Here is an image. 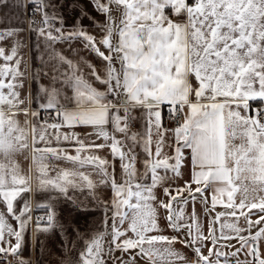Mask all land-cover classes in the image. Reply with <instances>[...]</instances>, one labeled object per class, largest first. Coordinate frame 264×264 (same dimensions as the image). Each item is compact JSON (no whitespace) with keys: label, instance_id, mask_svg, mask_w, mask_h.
<instances>
[{"label":"snow or ice","instance_id":"obj_1","mask_svg":"<svg viewBox=\"0 0 264 264\" xmlns=\"http://www.w3.org/2000/svg\"><path fill=\"white\" fill-rule=\"evenodd\" d=\"M89 3L103 23L74 0L66 28L65 4L0 0V264H34L40 233L67 248L61 199L101 213L61 264H264V0Z\"/></svg>","mask_w":264,"mask_h":264},{"label":"crops","instance_id":"obj_2","mask_svg":"<svg viewBox=\"0 0 264 264\" xmlns=\"http://www.w3.org/2000/svg\"><path fill=\"white\" fill-rule=\"evenodd\" d=\"M53 2L56 4L66 5L65 9H61V11L64 12L66 17V25H65L66 28L70 27L72 23H75V13L72 11L71 8L67 7V5L72 4L74 0H53ZM77 2L84 8L86 12L89 13V15L95 17L98 23H103L104 17L92 11V7L91 4L89 3V0H77ZM20 19L23 21L22 26L25 28V31L22 33L23 38L25 40H28L29 38L34 39L35 34L29 33L27 31L26 16L21 17ZM81 23L85 27H87L90 32L99 35L98 28L96 27V25L93 24L91 20L87 18H82ZM5 47L7 46L5 45ZM72 49H76L78 51H72ZM57 50L61 51L65 56L73 59L74 62L81 61V58H83L84 61L94 64L101 71L103 70V64L100 61V59L96 57L94 54L85 50L79 42H73L71 46H69L68 44H58ZM25 59H27V55H25ZM39 66L40 65L38 62H34L32 64V69L35 70ZM81 69L82 71H84L87 77L89 73L86 64L81 63ZM41 82L44 84L49 83L48 79H43ZM25 91H27V89ZM70 94L71 92L69 91V95ZM45 114L47 113H42V116H44ZM21 119L23 118L21 117ZM142 125H143V121L142 120L138 121L136 126L133 128V131L143 130ZM77 131H79L81 135L84 134V130L82 129H77ZM42 146L43 145H41V147ZM65 146L69 147L70 149L72 148V146L70 145H65ZM71 154H75L74 150L71 151ZM99 154L101 156L106 155L107 149H105L103 152H100ZM28 155H29L28 160H25L23 156L18 158L21 167L24 168L25 170L29 169L30 167H33L30 154ZM60 166L64 167L65 164H61ZM190 174H191V168L189 165L188 169H186L184 178H189ZM101 194L103 196H110V191L105 189L102 191ZM208 195L210 199L211 190L209 191ZM30 198H31V194H30ZM34 199L37 202H44L46 201L47 197L46 195L39 194L36 197H34ZM81 199L83 198L81 197ZM55 209L57 213V219L59 220L60 223H62L65 226L66 229V233L63 234V238L69 241L67 244V248H65L63 245L62 234L60 233L59 230H54L53 232L47 234L40 233L35 248H33L32 244L29 242L26 244L23 253L24 257L31 258L34 264L37 261V259H39L40 264H61V261L65 259L66 251L73 249V242H75L76 245L75 252L73 253L75 255L83 246L84 240H86L93 232H95L100 227L101 213L99 211L93 212L90 215H85L79 212L75 206L65 202L63 199L55 202ZM217 210L223 211L222 206L218 205ZM46 215L47 212L45 209L33 210V217L36 216L46 217ZM32 227H35V225L33 224ZM217 228L219 229V224L217 225ZM76 229L79 230V235L77 234ZM29 235H31V232H29ZM39 242H43L44 245L43 250H41ZM177 247H179V245H177Z\"/></svg>","mask_w":264,"mask_h":264},{"label":"built area","instance_id":"obj_3","mask_svg":"<svg viewBox=\"0 0 264 264\" xmlns=\"http://www.w3.org/2000/svg\"><path fill=\"white\" fill-rule=\"evenodd\" d=\"M28 13L29 14L31 13V8L28 9ZM28 18H30V17L26 15V22H27ZM253 107H256L255 103L253 104ZM165 115H167V110L166 109H165ZM44 116H47V114H45Z\"/></svg>","mask_w":264,"mask_h":264}]
</instances>
